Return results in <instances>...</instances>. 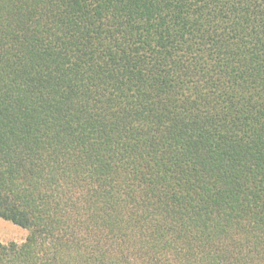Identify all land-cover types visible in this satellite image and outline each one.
I'll return each mask as SVG.
<instances>
[{
	"label": "trees",
	"instance_id": "obj_1",
	"mask_svg": "<svg viewBox=\"0 0 264 264\" xmlns=\"http://www.w3.org/2000/svg\"><path fill=\"white\" fill-rule=\"evenodd\" d=\"M0 264H264V0H0Z\"/></svg>",
	"mask_w": 264,
	"mask_h": 264
},
{
	"label": "rangeland",
	"instance_id": "obj_2",
	"mask_svg": "<svg viewBox=\"0 0 264 264\" xmlns=\"http://www.w3.org/2000/svg\"><path fill=\"white\" fill-rule=\"evenodd\" d=\"M28 236L29 232L27 230L0 219V244L15 243L21 245L27 240Z\"/></svg>",
	"mask_w": 264,
	"mask_h": 264
}]
</instances>
